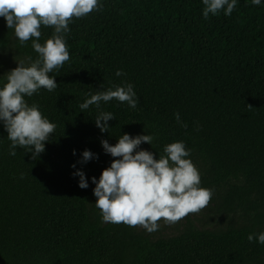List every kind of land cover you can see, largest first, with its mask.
Segmentation results:
<instances>
[{"label": "trees", "instance_id": "16d2710c", "mask_svg": "<svg viewBox=\"0 0 264 264\" xmlns=\"http://www.w3.org/2000/svg\"><path fill=\"white\" fill-rule=\"evenodd\" d=\"M100 3L102 11L70 22V59L50 74L58 87L25 97L56 125L45 151L32 159L17 147L9 155L0 122V264H264V244L247 239L264 232V0H237L231 15L221 10L207 20L202 0ZM40 30L43 44L53 28ZM12 34L0 17V49ZM13 43L19 55L37 58L31 40ZM6 82L0 77V88ZM124 83L134 86L135 109L113 99L81 111L88 94ZM99 111L115 117L108 133L95 126ZM124 133L152 134V145L140 149L156 159L167 144L183 141L200 187L214 191L209 204L237 223L152 240L135 227L103 222L91 178L113 159L101 139L114 145ZM84 150L98 159L78 163Z\"/></svg>", "mask_w": 264, "mask_h": 264}, {"label": "clouds", "instance_id": "9594fccd", "mask_svg": "<svg viewBox=\"0 0 264 264\" xmlns=\"http://www.w3.org/2000/svg\"><path fill=\"white\" fill-rule=\"evenodd\" d=\"M202 4V15L207 20L210 14L215 16L221 10L225 16L231 15L237 0H202ZM252 4L260 5L261 0H252ZM94 10H103L100 0H0V17L5 19L7 28L14 29L21 45L31 40V46L38 54L36 59L29 56L16 61L17 66L7 72V82L0 88V122L11 141L9 155L15 156L17 147L31 153L32 159L45 151V144L56 125L43 116L36 103L29 105L25 97H31L41 89L52 92L58 87L55 76L50 74L70 59L66 41L69 24L73 18H82ZM42 26L53 28L43 44L40 42ZM115 75L125 73L117 70ZM113 99L126 102L133 109L138 105L134 86L124 83L88 94L79 107L82 112L92 105L100 109L102 102ZM174 116L177 123L187 127L181 123L179 113ZM114 119L113 113L99 111L95 126L101 133H108V121ZM154 138L152 134L132 136L124 133L114 145L101 139L104 152L113 157L98 180L91 178L95 185V206L100 210L103 222L124 223L130 227L139 225L152 233L159 229L161 219L174 224L208 206L214 191L200 187V172L189 158L191 149L178 140L167 144L164 154L156 159L151 151L140 149L142 143L152 145ZM81 157L80 164L98 159L90 150H84ZM73 175L79 177L81 189L88 187L83 171L77 170ZM247 239L264 244V232L249 234Z\"/></svg>", "mask_w": 264, "mask_h": 264}, {"label": "rangeland", "instance_id": "374dc122", "mask_svg": "<svg viewBox=\"0 0 264 264\" xmlns=\"http://www.w3.org/2000/svg\"><path fill=\"white\" fill-rule=\"evenodd\" d=\"M15 38L17 37L14 33L10 36V42L8 45L0 49V77H6L7 72L17 66L16 61L25 58L16 52L13 43ZM236 223V219L232 215L220 212L218 207L211 203L200 212L190 213L174 224H169L161 219L158 221L159 229L152 233H148L139 225L135 228L144 236H147L152 240H156L176 236L191 227L202 230L219 231L227 228L228 226L235 225Z\"/></svg>", "mask_w": 264, "mask_h": 264}]
</instances>
